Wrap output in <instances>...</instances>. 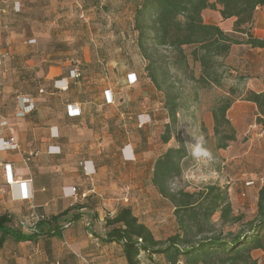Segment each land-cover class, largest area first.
<instances>
[{
    "label": "crops",
    "instance_id": "obj_1",
    "mask_svg": "<svg viewBox=\"0 0 264 264\" xmlns=\"http://www.w3.org/2000/svg\"><path fill=\"white\" fill-rule=\"evenodd\" d=\"M207 24L232 32L233 19L220 17ZM250 32L264 38V5L257 7ZM224 59L228 61L230 72L247 80L244 93H264V49L232 45ZM73 69L62 72L61 67H50L43 78L50 91L38 89L39 94L48 96L42 98L32 95V91L17 95L18 91L13 89L15 84L10 85L9 75L0 67L3 86L0 89V139L17 146L16 150L0 149V215L7 214L16 227L20 222L32 224L34 215L50 217L76 203L85 206L84 217L63 228L60 235L39 237L33 242L7 238L0 247V264H126L121 245L103 243L100 239L104 234L105 217L114 216L123 206L130 207L134 213V208H143L142 204L149 200V191L155 193L150 179L158 156L150 168L142 167V151L127 133L125 120L119 124L118 131V111L110 103L112 98L105 89L101 92L86 87L82 79L70 77ZM52 70L57 74L51 75ZM135 75L138 77L136 72ZM64 86L66 89H58ZM54 111L56 118L52 115ZM226 117L233 129L245 130L251 124L249 127L258 129L257 136L263 137L264 126L256 122L258 114L253 103L245 100L232 103ZM141 120V116L135 118V125ZM207 123L213 126L211 113ZM132 127L131 123L128 128ZM131 156L134 160L127 161ZM254 161L256 163L250 167L258 168L259 160ZM227 162L225 160L224 164ZM258 172L232 179L233 188L239 189L241 196H247L241 199V205L250 201V197L255 207L257 192L264 184ZM10 174L15 184L8 183ZM236 180L241 182L235 183ZM248 181H252L251 186H245ZM69 188H75V196L68 194ZM231 190L232 187L229 195ZM126 191L131 201L128 205L120 201L127 195ZM25 195L30 198L22 199ZM140 220L151 229L147 221ZM17 229L24 234L31 233ZM160 257L153 256V263H149L142 254L140 264H155ZM159 264H165L163 258Z\"/></svg>",
    "mask_w": 264,
    "mask_h": 264
},
{
    "label": "rangeland",
    "instance_id": "obj_2",
    "mask_svg": "<svg viewBox=\"0 0 264 264\" xmlns=\"http://www.w3.org/2000/svg\"><path fill=\"white\" fill-rule=\"evenodd\" d=\"M219 9L216 5L215 10H204L203 21H218ZM132 11L133 7L124 0H0L1 69L9 75L10 85L15 84L13 89L18 91L17 95L32 91V95L48 97L39 94L38 89L50 91L49 84L43 80L50 67H61L62 72L73 67L86 87L101 92L105 89L112 98L110 103L118 111V131L119 124L125 120L127 133L142 151V167L150 168L153 160L167 148L183 145L186 157L181 162V175L171 182L172 190L194 191L205 184L218 183L220 179L221 184L232 187L229 195L232 207L235 213L243 214L244 219L224 230L235 232L255 216L256 207L250 197V201L241 205V199H247V196L242 197L241 191L233 188L232 179L246 178L244 175L249 176L258 170L259 176L264 175V135L257 136L258 129L249 127L251 124L245 130L234 129L235 140L229 142L222 152L216 148L213 126L207 122L212 108L221 98H229L232 103L243 100L247 80L230 72L225 59L219 68L221 83L217 86L203 87L189 78L192 71V75L198 78L200 68L197 64L190 63L192 70L189 73L172 71L170 81L174 84L180 108L171 129V138L163 144L160 135L168 122L164 94L155 89L144 73L145 62L135 45ZM132 73L135 78L131 77ZM54 74L57 72L52 70L51 75ZM17 76H20L19 80L14 81ZM137 113L149 117L148 123L141 128L137 127L138 122L136 125L134 122ZM52 115L56 118L57 114L54 111ZM129 121L133 124L131 129L128 128ZM198 149L199 155L196 154ZM255 158L259 160L258 168L250 167L256 163ZM225 160L228 162L224 164ZM238 182L241 181H235ZM126 192L120 201L128 205L131 201L129 192ZM147 194L149 200L142 204L143 208H134V214L150 224L157 239L172 235L175 222L171 205L156 191ZM125 197L127 203L123 202ZM251 256L256 264H264L262 251L252 250Z\"/></svg>",
    "mask_w": 264,
    "mask_h": 264
},
{
    "label": "trees",
    "instance_id": "obj_3",
    "mask_svg": "<svg viewBox=\"0 0 264 264\" xmlns=\"http://www.w3.org/2000/svg\"><path fill=\"white\" fill-rule=\"evenodd\" d=\"M124 1L133 7L135 45L145 62L146 78L164 94L168 122L164 124L160 140L167 144L180 108L174 84L170 81L172 71L189 73L190 63L197 64L200 68L198 78L192 75L193 71L189 78L203 87L220 85L219 68L232 45L264 49V38H257L250 32L254 13L257 7L264 5V0ZM216 5L220 7L223 20L233 19L232 32H224L219 26L203 21L204 10H215ZM72 71L76 73L75 69ZM243 100L256 106V122L264 126V93L247 91ZM232 102L229 98H221L211 110L217 149H226L229 142L235 140V131L226 117ZM185 157L183 145L167 148L155 159L150 179L158 195L172 207L175 232L157 239L130 207L123 206L114 216L105 217L101 241L121 245L126 264H140L142 254L149 263L153 256H161L165 264H256L251 251L264 253V184L257 192L255 216L235 232L224 230L244 219L243 214L235 213L232 207L228 186L215 182L194 191L171 189V182L181 175V162ZM84 208L83 204L76 203L57 215L42 216L34 231L28 234L17 229H21L20 226L14 227L7 214L0 215V247L7 238L33 242L39 237L60 235L64 224L70 225L84 217Z\"/></svg>",
    "mask_w": 264,
    "mask_h": 264
},
{
    "label": "built area",
    "instance_id": "obj_4",
    "mask_svg": "<svg viewBox=\"0 0 264 264\" xmlns=\"http://www.w3.org/2000/svg\"><path fill=\"white\" fill-rule=\"evenodd\" d=\"M1 62H2V57L0 56V66H1ZM78 76L79 75L76 74L74 71H72L71 74H70V77H72V78H77ZM58 89H66V86H64V87H58ZM141 117H142V120L139 121L138 127H141L142 125H144V124H146L148 122V120H146V121L144 120L143 116H141ZM1 119L2 118L0 117V121H1ZM1 124H4V122H2ZM0 149H3V150H16L17 149V146L14 143H11V142H9L7 140L0 139ZM126 160L127 161H133L134 160V157L131 156V157L127 158ZM82 166H83V169H84L86 175L89 176L90 173L86 172L87 167L85 166V164H83ZM7 180H8V183L9 184H15L16 183V182L13 181V178H12V175L11 174L8 176V179ZM261 181L264 183V175L261 177ZM251 185H252V181H248L247 183H245V186H251ZM69 189L70 190H69V193L68 194L70 196H75L76 195L75 188H69ZM126 190H128V188H126ZM29 198L30 197L27 196V195H25V196L22 197V199H29ZM127 201H128V199H127V197H125L123 199V202L124 203H127ZM42 219H43L42 216L34 215L32 224L29 225V224L20 222L19 223V226L21 228H23V229H26V230L32 232V231H34L35 224L38 221L42 220ZM68 226H69L68 224H64V227L63 228H66Z\"/></svg>",
    "mask_w": 264,
    "mask_h": 264
},
{
    "label": "clouds",
    "instance_id": "obj_5",
    "mask_svg": "<svg viewBox=\"0 0 264 264\" xmlns=\"http://www.w3.org/2000/svg\"><path fill=\"white\" fill-rule=\"evenodd\" d=\"M196 154L199 155V149L197 150V153Z\"/></svg>",
    "mask_w": 264,
    "mask_h": 264
}]
</instances>
